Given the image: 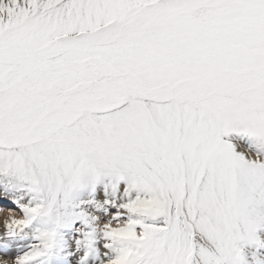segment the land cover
<instances>
[{
	"label": "snow or ice",
	"instance_id": "1",
	"mask_svg": "<svg viewBox=\"0 0 264 264\" xmlns=\"http://www.w3.org/2000/svg\"><path fill=\"white\" fill-rule=\"evenodd\" d=\"M0 264H264V0H0Z\"/></svg>",
	"mask_w": 264,
	"mask_h": 264
},
{
	"label": "rangeland",
	"instance_id": "2",
	"mask_svg": "<svg viewBox=\"0 0 264 264\" xmlns=\"http://www.w3.org/2000/svg\"><path fill=\"white\" fill-rule=\"evenodd\" d=\"M0 220H2V218H0ZM2 230H3V225L2 223H0V232H2Z\"/></svg>",
	"mask_w": 264,
	"mask_h": 264
}]
</instances>
